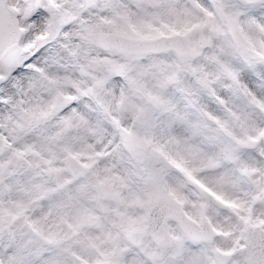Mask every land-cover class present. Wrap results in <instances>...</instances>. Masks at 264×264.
<instances>
[{
  "label": "rangeland",
  "instance_id": "rangeland-1",
  "mask_svg": "<svg viewBox=\"0 0 264 264\" xmlns=\"http://www.w3.org/2000/svg\"><path fill=\"white\" fill-rule=\"evenodd\" d=\"M71 1L77 11L72 9ZM125 1L137 8V15L146 24L143 32L96 31L94 43L107 64L95 66L97 69L74 65L68 80L60 78L61 81L52 82L44 77L33 81L37 89L51 88L41 96L47 105L46 112L58 118L52 128L41 129L42 120L34 116L32 108L14 101L10 94L7 75L17 60L25 59L26 50L0 63L4 130L14 133L28 126L39 131V146L49 150L52 156H58L61 184L67 186L60 191H27L29 217L23 220L15 213L11 219L0 221V251L11 239L19 240L25 231V250L20 258H14L18 264L24 261L63 264L60 260L63 256H59L63 248H67L66 256L75 254L71 246L77 243L78 236L85 231L91 235L88 227L93 224V209L102 210L110 221L114 219L108 195L119 191L126 200L136 193L144 202L140 209L141 223L123 229L129 252L136 254L148 248L155 251L168 247L177 238L182 241V247L175 252L170 264H217L216 252L229 254L228 264H250L245 235L250 226H259L264 231V209L253 210L256 196H264V187L249 181L233 189L231 180L219 175L212 160L196 151L187 136L171 141L162 139L149 129V123L158 114L185 103L196 116L193 131L199 135L209 134L217 143L230 148L226 158L240 178L248 180L255 166L264 179V92L259 85L252 84L257 73L264 74V0L252 4L244 0H173L163 16L156 10L155 2L160 0ZM65 2L69 4L8 0L7 6L16 12L22 35L17 46L25 45L27 51L32 52L42 48L43 44L31 35L34 15L41 14L45 22L42 40L52 42L61 27L77 19L79 13L85 15L96 0ZM107 35L138 41L182 35L188 38L197 56L180 57L173 52L125 55L100 46L99 38ZM90 70L94 75L84 76ZM110 77L118 84L116 103L109 115L114 123L111 135L115 136L120 155L106 161L104 157L96 159L101 150L95 147V131L91 127H77L71 113L78 101L101 99L100 86ZM58 96L70 98L72 104L56 109L54 101ZM122 110L135 111L137 121L120 127L117 120ZM66 129L73 132V144L62 137ZM248 139L256 144L253 150L241 147ZM108 142L105 141V147ZM2 152L0 144V183L4 173L20 163L30 161L42 169L48 161V155L40 154L29 160L19 152L3 156ZM69 157L85 170L79 180L68 172ZM159 198L177 204L199 226L208 222L215 233L213 239L207 243L192 241L176 222L169 220L157 237L144 236L139 245H133L131 233L144 231L149 210ZM100 232L101 239L91 244L89 256L83 263L76 264H124L113 252L112 237ZM43 255L55 258L42 259Z\"/></svg>",
  "mask_w": 264,
  "mask_h": 264
},
{
  "label": "bare ground",
  "instance_id": "bare-ground-1",
  "mask_svg": "<svg viewBox=\"0 0 264 264\" xmlns=\"http://www.w3.org/2000/svg\"><path fill=\"white\" fill-rule=\"evenodd\" d=\"M44 1L46 3L58 2L62 5L69 4L65 0ZM172 3L173 0L155 2L158 15L163 16L164 13L168 12ZM70 4H72V7V1ZM6 5H9L8 0H6ZM72 9L77 11L75 6ZM145 24L146 21L137 15V8L125 0H96L85 11V15L79 13L77 19L60 28L52 42L46 43L41 37L45 25L44 19L41 14L34 15L30 25L31 35L35 41L43 44L40 51H27L25 45L19 48L17 46L18 43H15L8 47L0 58V63L3 64L15 54L26 50L25 59L17 60L15 66L10 69L7 75V84L12 98L21 105L32 108L34 116L42 120L41 129L52 128L58 118L46 112L47 105L41 96V93L48 92L51 88L40 87L37 89L34 87L33 81L35 79H44V77H48L49 81L52 82H59L61 79L68 80L71 77L70 74L74 65L86 66L91 69L95 66L107 64L108 62L102 58L100 51L95 46L94 34L96 31L102 29H123L124 31L143 32ZM17 27L21 33L18 21ZM77 28L81 29L83 33H80ZM93 75L94 72L92 70L84 73V76L89 78ZM242 80L244 81L245 79ZM74 83L72 82V84ZM252 84L259 85L264 92V74L257 73L252 78ZM117 88L118 84L114 78H108L100 86L101 99L98 101H93L92 99L78 101L76 108L71 113V116L74 117L72 122L77 127H91L95 131V147L99 148V151L101 150L96 155V159L99 160L104 157V160L107 161L120 155L115 136L111 135V127L114 123L109 115L110 109L116 103ZM119 113L120 117L117 120V124L122 128L137 121V113L135 111L122 110ZM3 115L4 109L0 105L2 156L19 152L25 154L30 160L40 154L48 155V161H46L44 168L41 169L36 164L25 161L23 164L20 163L18 166L8 169L0 183V221L6 218L11 219L15 213H18L19 217L25 220L29 217L30 204L27 191H60L62 188L66 189L67 186L64 183L61 184V163L58 156H52L49 150H43L39 146L40 132L32 130L28 126H22L14 133H7L1 123ZM195 117L194 111L185 103H182L178 107L168 109L155 116L149 123V129H153L156 135L168 141L174 138L182 139L187 136L188 141L196 151L212 160L215 164L214 168L217 169L219 175L221 174L231 180L233 189H239L249 181L255 186L262 185L264 187V179L259 175L255 166H252L247 177L248 180L240 178L236 174L234 167L227 161L226 157L230 152V148L217 143L209 134L199 135L193 131ZM70 129H66L62 137L73 144L75 139ZM106 140L110 142H108V147H105ZM92 166L94 167V165H90L91 168ZM141 199L140 195L132 193L129 200H126L119 191H111L108 195V203L114 214V219L110 221L102 210L93 209V224L88 227L91 235H88V232L85 231L78 236L77 243L71 246V249L76 250L75 254L72 253L66 256L67 248H63L59 253V256H63V258H60L63 264L83 263L92 250L91 244L101 239V230L112 237L113 252L122 258L124 264H170V262H173V255L182 247V241L177 238H174L168 247L158 248L155 251L148 248L136 254L129 252L130 250L125 243L123 229L127 225H139L141 223L140 209L144 205ZM253 206V210L255 208L264 209V196H256ZM15 210L17 211L15 212ZM26 245L27 237L24 231L19 240L11 239L5 245L4 250L0 251V264H18V261H15L14 258L17 256L20 258ZM42 257V259L48 257L50 260L55 258V256L51 255H43ZM27 263V261H24L23 264ZM41 264L51 263L43 261Z\"/></svg>",
  "mask_w": 264,
  "mask_h": 264
},
{
  "label": "water",
  "instance_id": "water-1",
  "mask_svg": "<svg viewBox=\"0 0 264 264\" xmlns=\"http://www.w3.org/2000/svg\"><path fill=\"white\" fill-rule=\"evenodd\" d=\"M244 1L251 4L256 0ZM16 17V12L6 5V0H0V58L7 48L15 43L17 44L22 36L17 27ZM99 44L104 49H113L130 56L160 55L167 52H173L180 57L195 58L197 56V52L190 46L188 38L182 35L162 36L152 41L129 40L107 35L99 38ZM54 104L56 109H65L72 104V100L68 97L58 96L55 98ZM241 146L244 149L253 150L256 144L252 140H247ZM67 166L73 179L79 180L83 177L84 168L73 158L69 157L67 159ZM169 220L176 222L189 239L199 243L210 242L215 235L208 222H203L199 226L192 222L177 204L165 198H159L148 213L144 231L131 233V243L139 245L144 236L157 237ZM245 238L250 264H264V231L262 228L259 226L249 227ZM214 259L218 264H228L231 257L229 254L216 252Z\"/></svg>",
  "mask_w": 264,
  "mask_h": 264
}]
</instances>
